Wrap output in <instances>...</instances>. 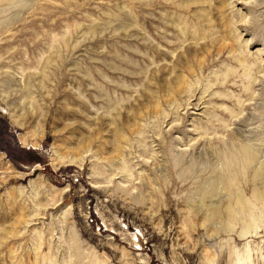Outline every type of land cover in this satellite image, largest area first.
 Here are the masks:
<instances>
[{"label":"rangeland","instance_id":"obj_1","mask_svg":"<svg viewBox=\"0 0 264 264\" xmlns=\"http://www.w3.org/2000/svg\"><path fill=\"white\" fill-rule=\"evenodd\" d=\"M0 264H264V0H0Z\"/></svg>","mask_w":264,"mask_h":264},{"label":"bare ground","instance_id":"obj_2","mask_svg":"<svg viewBox=\"0 0 264 264\" xmlns=\"http://www.w3.org/2000/svg\"><path fill=\"white\" fill-rule=\"evenodd\" d=\"M200 50H202V49H200ZM196 55H197V53H196ZM197 56L192 55V53H188L183 58V62H182L183 67L185 68V70L189 74H193L195 72V70H197L198 68H200V67L204 68L206 65L209 64V60H200L199 61L198 60L199 57L196 58ZM189 58L192 60L193 64L190 62L187 63L188 60L190 61ZM189 64L191 65V67L189 66ZM194 67H195V69H194ZM161 72H163V70H161ZM162 74L163 73H161V75ZM186 83H187V80L185 77H174V78H171L169 80H167V79L163 80V82H161L160 85H162L161 88L164 87V90L166 88L170 92L169 95L173 97V96H176L178 94V92L182 93L183 90H185L187 88ZM124 127L126 128V126H124ZM122 129H123V127L121 126V130ZM120 137L121 136L118 135V138H120ZM244 149L245 148H242V150H244ZM235 150H233V149L228 150V152L224 156L219 157L218 160H219V162L221 161V164L223 166L221 169H214L213 167H210V172H212V175L215 174V176L217 177V180H218L217 183L219 182V184H223L224 186H226L227 191H231V194H233V195H234V192L236 190L235 188L237 186H239L243 180L245 181V178L248 176L246 173H248V170L250 171V167L252 165L251 159H253V155L248 149L245 150L246 153H244V154L242 152H240V150L239 151H237V150L235 151ZM180 164L181 163H179V164L176 163L174 165L171 163L170 167L168 169V171L172 175L171 176L172 179H175L176 181H179V180L182 181L188 177L193 179L201 173V168L199 167V165H196V163H192L191 165H189L188 169L184 168V166L179 168L178 165L180 166ZM178 168L180 169L181 173H180L179 177L177 178V176L174 174H177V172L175 173V170ZM240 200L241 199H239V201ZM233 202H235V201H233Z\"/></svg>","mask_w":264,"mask_h":264}]
</instances>
